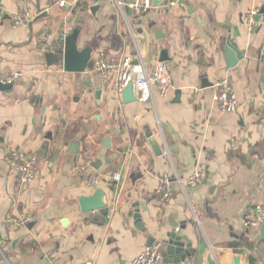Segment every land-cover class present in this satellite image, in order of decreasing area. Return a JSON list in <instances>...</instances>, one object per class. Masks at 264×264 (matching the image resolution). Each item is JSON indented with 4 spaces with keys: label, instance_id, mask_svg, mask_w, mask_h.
I'll return each instance as SVG.
<instances>
[{
    "label": "crops",
    "instance_id": "obj_1",
    "mask_svg": "<svg viewBox=\"0 0 264 264\" xmlns=\"http://www.w3.org/2000/svg\"><path fill=\"white\" fill-rule=\"evenodd\" d=\"M129 1L0 0V86L21 74L10 90L0 88V264H130L151 240L162 251L173 233L197 251L189 264H264V241L244 225L264 207V0H152L138 21ZM79 2L86 8L73 14ZM23 9L29 23L15 26ZM250 12L253 30L244 21ZM76 26L92 61L103 52L151 69L166 50L169 95L154 87L150 101L124 104L114 83H102L92 69L70 74L48 66L44 54L62 28ZM226 41L242 56L229 70ZM225 76L238 100L230 114L213 101V85ZM10 148L36 159V180L19 189L3 160ZM99 157L104 161L94 168ZM196 170L203 173L198 185L174 184L172 199L158 201L162 179L185 183ZM97 190L108 220L80 211L79 200ZM25 216L30 225L7 223Z\"/></svg>",
    "mask_w": 264,
    "mask_h": 264
},
{
    "label": "built area",
    "instance_id": "obj_2",
    "mask_svg": "<svg viewBox=\"0 0 264 264\" xmlns=\"http://www.w3.org/2000/svg\"><path fill=\"white\" fill-rule=\"evenodd\" d=\"M185 2H169L163 7V11L177 5H184ZM119 5H121L119 3ZM129 9L132 14L133 21H138L143 15L149 12L153 5L152 0H130ZM254 12H250L244 19L246 25L250 29H255L256 24L252 20ZM30 15L26 9L20 11L13 19L15 26L29 23ZM260 63L264 66V45L261 48ZM92 70L99 76L102 83H114L117 96H121L124 88L131 84L136 100L141 103L148 102L152 99V90L155 87L158 94L162 98H166L172 88L171 76L164 63H157L153 68L146 69L140 66L138 62L133 65V59L129 56L122 57L118 62H113L103 52H98L96 59L92 61ZM21 76L16 72L9 77L1 80L2 84H12ZM215 102L218 110L224 114L234 113L238 108V100L233 91V79L225 76L213 85ZM6 165L13 171L16 176V188H21L24 184L28 185L36 180L37 166L36 159L33 155L25 153L19 148H10L6 151L4 158ZM203 178L201 170H196L182 183L179 179L175 182L168 179H162L156 190V197L160 202H169L175 193V185L180 187H195ZM115 181H120V174H115ZM98 184L96 179H91L90 187H96ZM95 213V212H93ZM7 223L12 228H22L30 223V217H20L16 219H8ZM264 223V207L256 206L249 215L244 219V225L248 228L257 227ZM161 245L152 244L142 250V252L131 260L130 264H160L161 263ZM1 264H9L6 260ZM82 264H94L90 260Z\"/></svg>",
    "mask_w": 264,
    "mask_h": 264
},
{
    "label": "water",
    "instance_id": "obj_3",
    "mask_svg": "<svg viewBox=\"0 0 264 264\" xmlns=\"http://www.w3.org/2000/svg\"><path fill=\"white\" fill-rule=\"evenodd\" d=\"M97 9V6H93L90 8V11L94 13ZM261 13H263V10H261ZM63 29L64 27L59 33L60 37L57 44L54 46V50L44 54L46 64L48 66H61L64 72L70 74H81L87 70H91L93 65L91 59V49L89 47L80 48L79 46L81 32L80 26H76L74 29L67 32ZM222 52L227 70L236 67L242 60L241 54L233 48L228 41L223 44ZM166 61H168L167 52L166 50H162L159 54L158 62L164 63ZM11 87V84H4L0 86L2 90H10ZM98 94L99 93L97 92V95ZM178 101L179 95L177 94L172 103H177ZM122 102L124 104L136 102L131 84L124 88L122 92ZM151 136L152 134L150 132L145 133V138L148 140V143L155 155H162V150L158 148L156 141L152 140ZM105 142L107 143L108 139H106ZM46 147L47 145L44 146L45 150ZM103 161L104 159L99 157L98 160L92 164V166L97 168ZM25 186L26 184L23 185V187ZM79 208L82 214L95 212L97 215L102 216L105 220H108L109 209L107 206V200L104 193L100 190L95 191L91 196L82 197L79 200ZM132 216L140 226L139 215L137 213H133ZM256 230L258 233V242H263L264 223L258 225ZM184 241V238L178 237L177 233H173L169 237V240L164 244L161 251L162 264H189V260L192 257H195V260L198 261L197 251L192 248L190 243H186ZM149 243L152 245V240L149 241Z\"/></svg>",
    "mask_w": 264,
    "mask_h": 264
},
{
    "label": "trees",
    "instance_id": "obj_4",
    "mask_svg": "<svg viewBox=\"0 0 264 264\" xmlns=\"http://www.w3.org/2000/svg\"><path fill=\"white\" fill-rule=\"evenodd\" d=\"M83 8H86V4L84 2H79L78 4H76V6L73 9L72 13L76 14L78 11L82 10Z\"/></svg>",
    "mask_w": 264,
    "mask_h": 264
}]
</instances>
